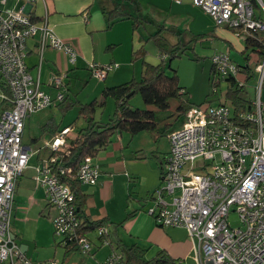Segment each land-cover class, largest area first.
<instances>
[{
    "label": "built area",
    "instance_id": "built-area-1",
    "mask_svg": "<svg viewBox=\"0 0 264 264\" xmlns=\"http://www.w3.org/2000/svg\"><path fill=\"white\" fill-rule=\"evenodd\" d=\"M9 1L0 0V264H66L57 259L31 260L13 235L11 219L17 180L28 167L33 150L24 142L26 121L33 112L65 97L64 75L51 79L55 93H50L42 88L40 77L35 78L29 71L28 40L38 36L40 51L49 46L56 48L65 52L73 64L78 52L57 35L47 18L35 21L23 7H6ZM193 3L204 9L218 26H226L242 36L264 33V0ZM212 62L218 85L240 73L228 51L214 53ZM117 66L118 63H92L91 69L97 77L106 79ZM256 68L260 75L252 107L239 109L224 95L217 103L195 105L187 110L182 127L170 134L166 169L162 182L152 193L155 204L148 209L149 213L162 226L188 229L195 239L198 264H264V58L256 62ZM218 85L216 91H220ZM71 131V127H66L48 141L51 152L68 150ZM58 159L54 155L37 166L35 179L44 187L48 203L56 209V234L65 244L76 243L89 254L94 242L81 230L82 213L66 178L72 175L81 185L96 184L101 169L87 157L72 172L59 165ZM234 211L241 221L236 227L229 221ZM95 231L104 243L111 244L107 224L99 225ZM102 264L128 263L125 255L114 248ZM178 264L183 261L179 259Z\"/></svg>",
    "mask_w": 264,
    "mask_h": 264
},
{
    "label": "crops",
    "instance_id": "crops-1",
    "mask_svg": "<svg viewBox=\"0 0 264 264\" xmlns=\"http://www.w3.org/2000/svg\"><path fill=\"white\" fill-rule=\"evenodd\" d=\"M10 2V8L18 10L23 7L25 12L38 21L47 18L57 35L69 42L78 52L77 60L73 64L65 52L56 48L49 46L40 51L38 36L28 40V69L35 78L40 77L42 88L50 93H55L51 86V79L55 75H64L69 95L71 79L77 80L82 75L86 76L84 89L92 91L99 100L104 98L106 87L141 78L146 62L157 64L162 60L157 45V51L146 49L149 41H154L151 36L158 31L172 44H188L194 37L199 36L190 46L194 47L199 55L203 54V57H212L214 53L220 52L217 46L210 44L212 40L224 41L227 46L225 51H228L232 58V49L239 43L242 44L241 38L239 40L235 34L236 31L226 26H218L204 9L193 3V0H37L34 3L11 0L8 4ZM117 3L121 4L125 12L138 17V26L135 27L134 21L127 18L110 23L107 13ZM92 63H118V66L109 71L106 79H100L91 71ZM241 78H244V75ZM72 97L78 101L77 105L83 104L80 101V93H75ZM107 100L108 98L106 103ZM145 107L157 111L158 129L135 134L123 131L114 137L108 148L102 150L98 156L91 157L93 162L100 166L101 175L95 185L81 186L86 194L84 212L93 221L106 219L113 222L112 224L123 222L116 229L120 239L127 244L136 243L149 249V257H153L162 249L186 264L190 257L196 261L195 239L188 229L182 226H162L148 211L152 207V193L162 182L166 169L171 148L170 134L182 127L184 113L179 109V101L176 98L170 99V107L167 109L159 110L156 106L147 104ZM52 120L57 122L55 118L48 122ZM72 134H76L73 128L71 136ZM163 135L167 137L162 144L158 137ZM53 137L54 133L50 132V138ZM36 138L40 137L33 138V142ZM45 148L48 151V159L51 150L47 145ZM23 174L17 183L19 190ZM131 200L132 204L129 203ZM120 205L122 210L118 213L116 211ZM52 211L54 209L49 213ZM113 230L110 226V232ZM93 242L95 245L89 254L96 261L95 256L104 243L99 238ZM109 245L108 253H103L99 264L115 248L114 245ZM72 255L79 254L73 252Z\"/></svg>",
    "mask_w": 264,
    "mask_h": 264
},
{
    "label": "trees",
    "instance_id": "trees-1",
    "mask_svg": "<svg viewBox=\"0 0 264 264\" xmlns=\"http://www.w3.org/2000/svg\"><path fill=\"white\" fill-rule=\"evenodd\" d=\"M107 15L111 24L124 18L132 19L135 27L140 23L138 17L125 12L120 3H117L111 11H108ZM31 17L33 20L38 21L37 18H34L33 16ZM198 37L199 36L194 37L191 42L198 40ZM243 38L245 42V49L242 52L245 56L246 64L241 65L237 63L234 58H232L239 67L240 73L237 78L235 76H230L225 80L228 88L225 93L224 91L222 92V94L226 95L230 101H233L239 109L252 107V101L244 97L245 82L244 84H241V79H243L241 78L242 74L244 75L245 80H250L256 75L253 67L248 64L250 57L252 56L250 53H247L248 49L256 55V62H260L264 58L263 32L256 33V35H244ZM151 39L156 42V45L160 49L162 57L161 62L157 64L146 62L141 78H133L122 84L106 87L104 89L103 99L99 100L98 98H95L88 103L81 104L80 113L86 121L85 125L75 128L73 124H70L62 127L59 122H55L54 120L44 125V131L49 130L54 133V135L66 127H71L76 130L75 135L71 136L70 133V142L68 150L65 153L62 151L59 153H50V157L57 155L59 158V165L64 166L66 169H71L72 172H76L87 157H96L102 150L108 148L117 134L123 131L135 134L142 131L157 130L159 122L157 111L146 107H133L130 103L131 98L137 92L141 93L145 104L154 105L159 110L169 108L170 99L176 98L179 101V109L184 114H186L187 110L195 105L212 103L206 101L201 104H194L187 96L189 92L180 83V77L177 70L172 68V59L179 55L181 51L185 52L189 48L194 49V47L190 46L192 43L172 44L160 31L152 35ZM166 54L169 57L168 61ZM167 67L172 68L173 72L171 75L167 74ZM216 73V68L213 65L210 74V79L213 83V90L211 93H215L218 96L215 98L220 100L221 94H219V90H215V86L218 85L215 77ZM218 86H221V83ZM64 90V99L57 102L55 105H57L62 112L66 113L75 107L78 104V101L67 93L66 84L64 85ZM109 96H112L115 99L116 108L114 116L110 117L108 121L97 119L96 113L98 109H104L106 99ZM38 140L39 139L36 138L34 142H37ZM67 179L72 187V190L76 194V203L82 213L83 223L81 225V230L83 233L89 234L90 237L91 233L94 234L96 232L95 229L99 225L107 224L109 228L111 226L114 229V232L111 231L112 233L110 232L108 236L110 243L125 255V261L128 264H178V259L172 257L166 250L161 249L156 256L152 259H148L147 248H144L136 243H125L122 239H120L116 230L121 224H123V222L112 224L113 222H108L106 219L93 221L88 218L84 212L86 194L82 191L81 183L77 179H74L72 175H68L66 180ZM97 238L101 241L103 240V238L99 235H97ZM59 244L64 245L66 248L65 255L75 252L74 250H80L76 243L65 244L63 239L60 240Z\"/></svg>",
    "mask_w": 264,
    "mask_h": 264
},
{
    "label": "rangeland",
    "instance_id": "rangeland-1",
    "mask_svg": "<svg viewBox=\"0 0 264 264\" xmlns=\"http://www.w3.org/2000/svg\"><path fill=\"white\" fill-rule=\"evenodd\" d=\"M11 3L12 2L7 4L6 7H10ZM235 34L238 36L239 40L241 38L242 44L238 42V46L232 49V56L237 63L245 65L246 59L242 52L245 49L244 38L237 32ZM214 41H217L218 43ZM210 44L217 46V50L219 51L227 50L226 43L222 40H212ZM155 45V41H149L146 49L157 51ZM247 53H250L252 55L248 64L253 67L256 75L250 80H244V97L251 101H254L257 98L258 94L257 86L259 82L260 72L256 68V55L253 54L250 49H248ZM168 60L169 57L167 55V61ZM212 64V57H203V54L199 55L195 49L191 48L187 49L185 52L181 51L179 55L175 56L172 59V68L177 70L180 77V83L189 92L187 96L194 104H201L202 102L206 101L216 103L218 102L217 100H219L215 98L217 96L215 93H211L213 90V83L209 76L212 69ZM172 68H166V72L168 75L172 74ZM71 80L70 92L72 96L75 93H80V101L83 104L95 98V94L92 91H90L89 89H84L86 86L85 83L87 81L86 76L82 75L77 80L75 78H72ZM219 88V94H221V97L223 98L224 94H222V92L227 90V82L222 81ZM130 103L133 107L138 108H144L146 105L140 92H137L131 98ZM115 108V99L112 96H109L106 107L104 109L101 108L97 111L96 118H101L103 121H108L110 117L114 116ZM80 109L81 105H77L70 111L65 113L62 112L57 105L53 104L51 106L33 112L27 119L26 129L24 131V142L27 144H31L33 150H31L32 155L29 160V165L25 169L23 174L24 176L22 184L19 187L20 190L17 187L18 184L16 186L11 228L13 235L21 244L22 250L25 253L27 252L26 254H28V257L33 261L43 262L49 259H57L58 261L64 262L66 264H99V262H101L100 258L103 253H108L109 251L110 245L103 242L104 244L101 245L103 247H101L100 251L95 256L97 258L96 261L91 258V254H86L80 250H74L75 254L78 253L79 255L73 256L72 253L69 255H65L66 248L64 247V245L59 244L62 237L56 234L55 225L53 222L54 217L56 216V209L48 203L44 187L35 179L38 173L37 166L41 165L43 163V160H46L48 157V151L45 147L51 138L50 131H44L43 129L45 123L50 119L55 118L57 122L61 123L62 126L73 124L74 126L78 125V127H80L81 125H84L86 123L84 117L80 113ZM102 109L103 113L101 114ZM185 120L186 115L184 114V122ZM35 137H40L37 142H33V138ZM166 137L167 135H163L159 136L158 138L163 144L166 140ZM196 162L198 163L199 160H197ZM129 203L132 204V200ZM150 204L154 206L155 201L151 199ZM51 209H54V211L49 213ZM121 210L122 208L120 205L119 209L116 212L119 213L121 212ZM229 221L232 226L236 227L241 225L240 217L235 211L231 213ZM179 231L183 232L182 230ZM90 238L92 241L97 239V233H91ZM158 252L159 251H157L156 254ZM148 253L149 249H147L148 259H152L154 256H156L155 254L153 257H149ZM108 256L109 254L107 255V257ZM107 257L104 259V261L107 259ZM104 261H102V263ZM186 264L198 263L192 257H190L187 259Z\"/></svg>",
    "mask_w": 264,
    "mask_h": 264
}]
</instances>
